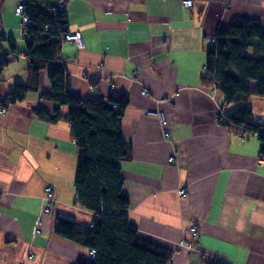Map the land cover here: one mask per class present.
Listing matches in <instances>:
<instances>
[{"label": "crops", "instance_id": "1", "mask_svg": "<svg viewBox=\"0 0 264 264\" xmlns=\"http://www.w3.org/2000/svg\"><path fill=\"white\" fill-rule=\"evenodd\" d=\"M0 2V37L11 39L5 49L22 51L14 9L23 0ZM64 16L68 32L81 38V47L64 43L60 50L68 91L128 99L121 136L130 158L120 162V177L137 238L167 249L169 264H264L260 142L218 122L232 108L213 92L212 78L210 88L202 80L207 40L235 17L264 24V0H193L190 8L182 0H66ZM1 79L3 98L27 81L25 60L16 58ZM48 91L43 71L38 91L0 114V264L89 261L90 249L54 233L57 218L92 227L95 214L74 189L78 150L63 119L67 108L54 122L35 113L54 116L41 97ZM244 106L264 124V99Z\"/></svg>", "mask_w": 264, "mask_h": 264}, {"label": "trees", "instance_id": "2", "mask_svg": "<svg viewBox=\"0 0 264 264\" xmlns=\"http://www.w3.org/2000/svg\"><path fill=\"white\" fill-rule=\"evenodd\" d=\"M58 1L23 0L25 15L33 27L23 32L22 51L14 46L5 49L11 39L0 37V56L21 53L27 76L24 84H13L12 91L0 97V108L8 109L11 104L22 102L27 94L36 93L43 71L47 74L49 91L41 97L52 102L54 116L35 109L37 117L54 122L59 118L58 110L67 108L63 119L70 125L78 150L74 189L79 204L95 216L92 227L57 218L54 233L95 252V260L79 264H167L171 253L139 240L127 222L128 200L122 193L120 162L130 158V147L121 136V117L128 99L105 96L103 100H94L68 91L61 45L53 41L58 31L64 32L65 12L48 14L44 10L55 7ZM214 37L216 44L205 51L208 76L202 80L210 88L212 78L226 108H232L218 122L256 135L260 157L264 158V124L254 123L251 110L244 106L251 97L264 99V24L255 18L235 17L226 28L217 30ZM9 64L0 62L1 82V72Z\"/></svg>", "mask_w": 264, "mask_h": 264}, {"label": "built area", "instance_id": "3", "mask_svg": "<svg viewBox=\"0 0 264 264\" xmlns=\"http://www.w3.org/2000/svg\"><path fill=\"white\" fill-rule=\"evenodd\" d=\"M65 2L66 0H59L57 2V5L55 7H52V8H46L44 9L48 14H53L55 12H64L65 11ZM192 3H193V0H182V4L184 7L186 8H190L192 6ZM14 13L15 15L20 19V25H21V28L24 31H26L27 28H32L33 27V23L29 20V18L25 15V7H24V3L23 2H18L15 6V9H14ZM63 30L64 32H57V36L53 38V41L54 42H59V44H64V43H71V44H74V45H78L79 47H81V38H80V35L78 33H70L68 32V29H67V26L65 25L63 27ZM208 42V46H214L216 44V39L215 37H212V38H209L207 40ZM16 58H19V59H24L23 55L19 52H14V53H10V54H7V55H2L0 56V62H9V63H12L16 60ZM204 71L206 72V66L204 67ZM207 75V73H206ZM214 86H217L214 84ZM217 91V88L214 87V90L213 92H216ZM141 94H146V90L143 89L141 91ZM5 112V108H0V113H4ZM154 115H156L157 113H152ZM158 117H160V121L162 122V124L164 123V118H162V116L160 114H158ZM165 136L168 137V133L165 132ZM171 161H174V157H171L170 158ZM261 164H264V158H261ZM179 196L181 198H185L186 197V192L185 190L181 189L179 190ZM45 201H46V205L45 207L43 208L42 212L47 214L49 212V209L48 207L50 206L51 202H52V192H51V188H46L45 189ZM94 224H92L93 226ZM191 231L193 232L194 231V228H191ZM36 233H40V231H38L36 229ZM187 246H191V243L190 244H187ZM95 252L90 250L89 251V261H93L95 260ZM170 262H168L167 264H169ZM204 264H208V263H204Z\"/></svg>", "mask_w": 264, "mask_h": 264}, {"label": "rangeland", "instance_id": "4", "mask_svg": "<svg viewBox=\"0 0 264 264\" xmlns=\"http://www.w3.org/2000/svg\"><path fill=\"white\" fill-rule=\"evenodd\" d=\"M3 3H6V2H0V4H3ZM19 19V18H18ZM19 22H20V19H19ZM18 46L20 47L19 49L23 50V35H22V42L20 41V43H18ZM32 95H29V97H31ZM8 109H5V112L2 114L0 113L1 115H4L6 112H7ZM96 258V256H95Z\"/></svg>", "mask_w": 264, "mask_h": 264}, {"label": "clouds", "instance_id": "5", "mask_svg": "<svg viewBox=\"0 0 264 264\" xmlns=\"http://www.w3.org/2000/svg\"><path fill=\"white\" fill-rule=\"evenodd\" d=\"M64 12H65V11H64ZM60 45H61V44H60ZM62 45H63V44H62ZM62 45H61V46H62ZM15 61H16V60H15Z\"/></svg>", "mask_w": 264, "mask_h": 264}]
</instances>
